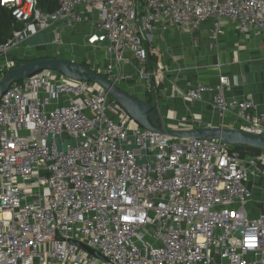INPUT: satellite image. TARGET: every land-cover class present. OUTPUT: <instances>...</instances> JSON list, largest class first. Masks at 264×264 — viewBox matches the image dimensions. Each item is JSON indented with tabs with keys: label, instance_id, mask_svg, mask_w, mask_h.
Returning a JSON list of instances; mask_svg holds the SVG:
<instances>
[{
	"label": "built area",
	"instance_id": "2783aa9c",
	"mask_svg": "<svg viewBox=\"0 0 264 264\" xmlns=\"http://www.w3.org/2000/svg\"><path fill=\"white\" fill-rule=\"evenodd\" d=\"M40 2L0 0L20 24L0 42V79L18 59L66 50L145 102L207 94L222 119L264 135V110L251 95L227 96L228 76L181 90L169 42L206 21L215 35L227 20L264 36V0H58L54 11ZM170 108L168 127L206 126ZM255 191L264 193V152L144 128L97 81L44 69L0 98V264H264V212L246 206Z\"/></svg>",
	"mask_w": 264,
	"mask_h": 264
},
{
	"label": "crops",
	"instance_id": "0c3cea01",
	"mask_svg": "<svg viewBox=\"0 0 264 264\" xmlns=\"http://www.w3.org/2000/svg\"><path fill=\"white\" fill-rule=\"evenodd\" d=\"M80 29L85 30L86 27L81 26ZM169 36L177 66L185 69L178 80V87L181 90L185 91L199 83L215 84L218 82L219 74L222 73L228 76L230 81L229 85L226 86L227 96L244 97L251 95L257 108L264 110V36L245 34L235 24L227 20L224 21L217 35L214 34L212 21H206L199 30L173 32ZM52 37L50 32L48 34L43 33L36 42H47ZM195 42L198 43L197 46H194ZM26 47L25 50H27ZM27 48L29 50V47ZM53 49L54 46L52 45L48 47V50ZM66 52L68 51L63 50L61 57L65 58ZM167 64L170 68L174 66L169 60ZM174 74L171 72L168 77L174 78ZM167 84L169 85V82ZM166 101H169V104L165 110L172 106L174 111L170 112L169 115L171 118H176L178 122L183 121L184 117H191L194 113L202 117L206 126H239V120L235 115L226 114L223 120L220 115L213 112L210 97L207 94L203 96L202 101L191 104L182 101L180 98ZM166 121L169 125L171 119L166 116ZM203 125L197 124V127H204ZM255 199L259 201L255 202ZM262 199L264 200V193L255 191L252 201L246 205L251 215L264 212V207H260L264 205Z\"/></svg>",
	"mask_w": 264,
	"mask_h": 264
},
{
	"label": "water",
	"instance_id": "95a60500",
	"mask_svg": "<svg viewBox=\"0 0 264 264\" xmlns=\"http://www.w3.org/2000/svg\"><path fill=\"white\" fill-rule=\"evenodd\" d=\"M44 69L61 72L65 76L75 80L84 79L101 83L106 91L109 92V94L130 114V116L144 128L178 137H190L196 139L217 138L231 145H249L264 150V135L255 134L236 127L224 125H209L192 129H174L168 127L163 115L161 103L157 96L154 98L153 103L145 102L141 98L129 94L127 91L123 90L121 87L85 64L63 57L48 56L28 59L19 65L12 67L0 79V98L13 83ZM79 244L90 253L101 256L95 250L90 249L82 243Z\"/></svg>",
	"mask_w": 264,
	"mask_h": 264
},
{
	"label": "trees",
	"instance_id": "16d2710c",
	"mask_svg": "<svg viewBox=\"0 0 264 264\" xmlns=\"http://www.w3.org/2000/svg\"><path fill=\"white\" fill-rule=\"evenodd\" d=\"M40 5L46 11H54L58 8V0H41ZM19 26H20L19 23L14 22L11 11L0 5V42H4L6 39H8L12 35L13 29ZM41 57H47V55L38 56L36 58H41ZM26 60L28 59H18L16 61V65H19L20 63ZM6 73L7 70L4 71V75ZM234 147L235 146H232V149ZM237 147H238L237 149L240 150L239 153L241 156L257 155L260 152H264V150L261 148H257L249 145H237Z\"/></svg>",
	"mask_w": 264,
	"mask_h": 264
},
{
	"label": "rangeland",
	"instance_id": "374dc122",
	"mask_svg": "<svg viewBox=\"0 0 264 264\" xmlns=\"http://www.w3.org/2000/svg\"><path fill=\"white\" fill-rule=\"evenodd\" d=\"M41 36L42 35H40V36H38V37H40L41 38ZM38 37H34L33 39H32V41H36L37 40V38ZM22 50H25L24 48H22ZM152 102H154V100L152 101ZM160 103H161V106H162V109H166V107H167V104H169V101H166V100H161L160 101ZM232 146H235L233 149L234 150H236V151H238V152H240V150L239 149H237L238 147H237V144H233ZM236 148V149H235ZM260 166H262V164H260ZM256 194H258V192H256ZM262 201H264L263 199H262ZM264 203V202H263ZM264 207V205H261L260 207Z\"/></svg>",
	"mask_w": 264,
	"mask_h": 264
}]
</instances>
